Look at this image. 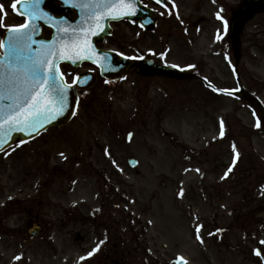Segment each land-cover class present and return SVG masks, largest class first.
Returning <instances> with one entry per match:
<instances>
[{
	"label": "rangeland",
	"instance_id": "374dc122",
	"mask_svg": "<svg viewBox=\"0 0 264 264\" xmlns=\"http://www.w3.org/2000/svg\"><path fill=\"white\" fill-rule=\"evenodd\" d=\"M17 1L0 0V24L21 25L11 8ZM238 2L172 0L174 8L155 10L163 18L155 33L128 22L113 25L114 36L102 48L127 57L155 55L180 67L196 64L199 77L168 85L128 73L108 85L95 75L67 126L0 155V264H94L99 256L88 253L100 250L107 219L136 237V264H174L179 257L185 264H264V126L256 125L249 94L216 95L205 85L240 91L257 82L264 112V14L241 37L238 78L216 18L223 9L228 20ZM185 22L195 29L185 30ZM4 31L0 27V37ZM167 42L176 47L170 56ZM86 70L64 67L68 78ZM233 146L239 157L221 179L235 157ZM110 196L121 202L115 210ZM103 212L111 216L100 219ZM36 216L43 232L30 240L26 228Z\"/></svg>",
	"mask_w": 264,
	"mask_h": 264
},
{
	"label": "snow or ice",
	"instance_id": "6c2138e0",
	"mask_svg": "<svg viewBox=\"0 0 264 264\" xmlns=\"http://www.w3.org/2000/svg\"><path fill=\"white\" fill-rule=\"evenodd\" d=\"M21 2L24 13H26L25 22L12 27L0 24V27H4L9 34L7 41L0 40V49H4L3 58L0 59V100L9 101L7 111L0 108V135H5V130L10 132L18 127H23L25 130L29 128L38 129L43 127L46 122L52 121L54 116L63 114L68 103L67 93L73 85L65 82L64 75L58 68V61L64 59L76 63L77 59L92 60L93 63H98V66L103 68V63H99V61L106 59V57L102 58L98 53L94 56L93 53L96 50L91 47L88 40L90 35L96 34L91 31L93 23L98 27L99 21L102 19L109 17L120 19L137 14L136 0H103L102 5L97 3L95 7L97 9L103 7L104 11L92 12L86 17L88 21L93 22L88 24L87 29L81 27L79 32L73 30L69 33L67 28L58 26L56 38L50 42H40L39 48L34 51L33 46L37 43L34 40L37 31L35 22L44 21L48 23L51 21L49 26L58 22L47 11L42 10L41 6L45 0H21ZM64 2L68 3V0H64ZM155 2L163 6V0H155ZM167 3L172 4V0H167ZM70 6L83 9L90 5L73 2ZM172 6L175 7L174 4ZM11 8L17 14H21L17 8V2H13ZM222 12L223 9L218 11L216 18L222 22L223 32L227 33L229 22L221 15ZM117 13L121 15H117ZM4 14V6L0 5V16ZM145 23H151V21H145ZM220 38L218 35L217 39ZM125 59H131V57H125ZM141 59L143 58L141 57ZM74 80L78 83L79 78L76 77ZM212 90L216 91L215 88ZM225 94L231 96L233 93L232 90H225ZM259 126L258 121L257 127ZM221 135H223L222 121ZM129 139H131V134H129ZM233 152L235 157L232 164L221 179H226L236 165L239 153L236 152L235 146H233ZM60 155L64 156V153ZM105 155H109L107 149H105ZM187 171H192V169ZM195 171L198 172L199 169ZM178 196L183 197L182 189ZM201 227L202 225L196 226V238L203 243L199 235ZM261 243L264 244V241ZM97 251H99V245L88 253V257ZM255 255L260 256L261 251H255ZM86 258L82 257L81 259ZM15 259L21 260L22 257L17 256ZM179 264H185V262L179 260Z\"/></svg>",
	"mask_w": 264,
	"mask_h": 264
},
{
	"label": "water",
	"instance_id": "95a60500",
	"mask_svg": "<svg viewBox=\"0 0 264 264\" xmlns=\"http://www.w3.org/2000/svg\"><path fill=\"white\" fill-rule=\"evenodd\" d=\"M19 13H21V3L19 4ZM264 11V0H247L245 6L240 10L238 17L234 20V22L232 23V29H231V37L233 39L234 43H238V35L241 32V28L244 25V22L246 20L251 19L255 14L259 13V12H263ZM137 14L143 15L144 13L137 11ZM137 14L133 17H131L130 19L133 20V18H135L137 16ZM66 16V14H65ZM147 16V15H146ZM151 16V13H148V17L146 19V21H149V17ZM67 17V16H66ZM67 24H65L64 26H67L65 28L68 29V32L71 33L73 31L74 28H76L77 30L81 29V27H84L82 25H78V24H73V26H71L70 23H68V21H66ZM154 24V22H153ZM148 28H151L152 25H149V23L145 24ZM149 25V26H148ZM36 28L37 31L34 35V40L37 39V37L39 36L40 33V29H39V25H37L36 23ZM88 27H85V29H87ZM104 32H106V28L104 29ZM8 33H6L3 37L4 41H7V37H8ZM58 33L56 32L55 36H57ZM56 37H54L55 39ZM96 36L91 38L90 36L88 37V40L91 44V47L94 48L93 43L95 40ZM40 46V42H37L33 48L35 47L36 49H38ZM3 54H4V49H2ZM35 51V50H34ZM99 54L102 58L106 57V59H101V61H99V63H103L104 67H100L101 71H102V75H104L107 71H111L114 70L113 67V61L111 59V57H109L106 54H103L101 52L96 51L95 53H93V55L95 56L96 54ZM3 56L0 55V59H2ZM83 61H90L93 62L92 60H80L77 59L76 63H72L71 60H64V59H60L58 61V63L60 62H66V63H70L72 65H76L79 64ZM98 64V63H95ZM115 64V63H114ZM118 66L116 69H120L122 72H124L127 68H129L131 66L130 62H123V61H119V63H116L115 66ZM138 73L142 74V75H165L167 77H177L180 78L183 75H181L180 73L175 72L174 70L170 69V68H164V67H154L151 63H143V64H138ZM67 101L68 103L65 106V110L63 112V114H60L59 116H54L53 120L50 122H46L45 125L43 127H39L37 128H29L27 130H25L23 127H18L15 128L14 130L8 132L7 130H5V135H0V152H2L3 150L7 149L8 147H10L16 140H18V136L21 137L20 140L25 141V140H30L35 138L36 136H38L39 134H41L43 131H45L46 129L53 127L56 129L62 128L73 116L74 113V109H75V105H76V93L74 88H70L68 93H67ZM9 104V101L7 100H0V108H2L4 111H7V106ZM129 165L131 167H135L136 163L132 160L129 161ZM39 233V229L36 228V226L34 225L33 228L30 229V235L31 237L36 236ZM179 264V262L177 263Z\"/></svg>",
	"mask_w": 264,
	"mask_h": 264
},
{
	"label": "flooded vegetation",
	"instance_id": "af4514ba",
	"mask_svg": "<svg viewBox=\"0 0 264 264\" xmlns=\"http://www.w3.org/2000/svg\"><path fill=\"white\" fill-rule=\"evenodd\" d=\"M141 2L143 3V5L147 6L149 4V2L151 3V0H141ZM57 4H50L47 5V9L51 12H54V10L57 8L56 7ZM231 9H233V7H230ZM232 12V10H231ZM233 13H230V18L232 19L233 17ZM181 38V37H179ZM182 39V38H181ZM185 42H180V46L184 47ZM176 47L175 44H170L169 42H167L166 45V49L165 55H171L174 51H175ZM184 51V50H183ZM152 58L155 59V61L159 60V56H155V55H151ZM150 56H147L146 58L141 59V56L139 54H137V60L140 61H144V60H153ZM154 61V60H153ZM157 64H161V63H157ZM187 63L185 64H181L183 65V67L186 66ZM88 67H92L90 65H88ZM92 69H94L92 67ZM192 72V71H191ZM257 83V82H254ZM247 90L249 89V87L247 86L246 88ZM249 93L245 94V97L247 98ZM258 94L254 93L252 97H248L247 100L248 101H254L257 104L258 101H256V97ZM125 233V231H112L110 232V235L112 234V236H110V238H106L104 243L102 244V249L104 251L103 256L101 259L105 260L106 263H98V264H125L128 261L133 262L134 259H136V253H137V239L135 236H130L128 237H122V235ZM105 234H109L108 232H106ZM246 256L244 257V261L247 262L246 260Z\"/></svg>",
	"mask_w": 264,
	"mask_h": 264
}]
</instances>
